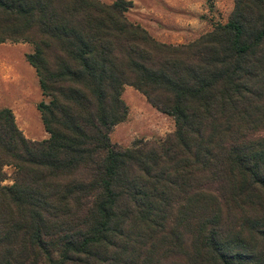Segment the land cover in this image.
Here are the masks:
<instances>
[{"label": "trees", "instance_id": "1", "mask_svg": "<svg viewBox=\"0 0 264 264\" xmlns=\"http://www.w3.org/2000/svg\"><path fill=\"white\" fill-rule=\"evenodd\" d=\"M132 7L0 0V43L33 46L48 134L0 108V264H264V0L178 45ZM125 86L174 132L113 144Z\"/></svg>", "mask_w": 264, "mask_h": 264}, {"label": "rangeland", "instance_id": "2", "mask_svg": "<svg viewBox=\"0 0 264 264\" xmlns=\"http://www.w3.org/2000/svg\"><path fill=\"white\" fill-rule=\"evenodd\" d=\"M111 4L114 0H98ZM133 4L127 17L164 44H186L227 22L234 0H127ZM29 43H0V108L12 111L17 128L25 138H48L36 109L45 100L34 69L26 56L33 53ZM121 98L127 107L125 120L116 125L111 142L121 148L136 141L164 139L175 130L172 117L154 109L145 97L125 86ZM10 174V169H6ZM9 180L5 184H9Z\"/></svg>", "mask_w": 264, "mask_h": 264}]
</instances>
